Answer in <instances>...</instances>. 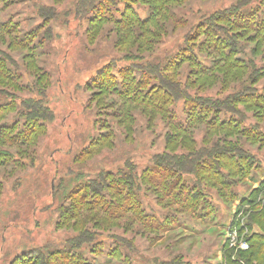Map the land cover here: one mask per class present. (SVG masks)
Returning <instances> with one entry per match:
<instances>
[{
	"label": "rangeland",
	"instance_id": "rangeland-1",
	"mask_svg": "<svg viewBox=\"0 0 264 264\" xmlns=\"http://www.w3.org/2000/svg\"><path fill=\"white\" fill-rule=\"evenodd\" d=\"M239 2L243 4L241 23L232 30L221 24L225 33L218 35L230 40L226 33L236 34L232 59L237 63L243 62L245 67L252 59L256 67L264 68V0H185L174 8V20L171 17L165 22L159 42L149 53L136 46L127 53L125 38L117 36L118 22L123 23L127 13L134 10L141 19L149 15L150 6L143 0H0V129L12 130L16 143L10 149L12 157L18 148H25L22 157L27 159V166L14 172L0 166V264H19L40 250L45 252V247H62L76 234L68 224L56 227L64 217L62 211L72 207L65 192L87 185L103 173L117 182L125 173L140 175L151 168L153 156L167 151L165 134L171 127L166 123L171 113L175 122L191 124L188 132L193 142L183 147L173 137L172 153L214 147L216 154L200 161L201 168L207 164L213 169L217 154L225 157L222 159L233 158L239 168V155H248L242 164L244 174H233L235 169L230 170L222 159L217 161V177L231 184L227 188L212 184L211 179L200 181V170L196 178L194 173L178 174L186 192L199 195L197 203L184 207L186 210L169 206L168 198L162 197L163 189L154 191L143 185L134 191L144 214L155 217L153 225L168 224L169 229L151 230L148 223L125 221V232L124 228L103 232L93 245L82 249L84 257L91 264H163L175 256L182 264H223L222 247L229 245L232 231H236L238 244H248L243 239L247 229L239 238L234 223L243 220V200L264 181V111L257 107L247 110L241 104H236L240 114L207 108V118L200 123L199 108L190 109L192 103L189 106L180 99L169 103L167 119L157 116L149 125L145 116L134 112L129 116L132 121H125V90L147 75L145 64L177 62L188 33ZM246 21L251 29L243 28ZM8 27L10 37L4 31ZM213 39L200 35L191 49L194 59L210 70L219 61L212 52ZM186 69L185 64L182 71ZM6 75L14 86L6 84ZM218 77L198 91L189 90L190 95L220 103L229 93L240 91L245 80L223 82ZM154 82L153 75H148L139 91L147 92ZM256 87L258 91L264 88V77ZM28 101L37 104L41 115L49 111V116L34 117V110L24 105ZM213 121L228 129L210 128ZM30 129L34 131L30 133ZM95 245L98 250L91 251ZM232 247L247 250L249 245L247 249Z\"/></svg>",
	"mask_w": 264,
	"mask_h": 264
},
{
	"label": "trees",
	"instance_id": "trees-1",
	"mask_svg": "<svg viewBox=\"0 0 264 264\" xmlns=\"http://www.w3.org/2000/svg\"><path fill=\"white\" fill-rule=\"evenodd\" d=\"M183 1L185 0H143L144 3L150 6L149 15L146 18L141 19L134 10L127 13L125 21L123 23L118 22L120 28L117 29L119 39L125 38L126 52L131 53L132 48L136 46L138 50L149 53L159 42V37L165 29L163 28L165 22L171 17L174 20V8L180 6ZM241 5L243 4L239 2L219 11L215 15L210 16V18L203 20V24L201 26L198 25L194 33H188L185 37L186 45L183 54L177 62L170 64H167L168 62L163 64L160 62H147L145 64L147 67L145 74L147 75H144L136 83L135 87L125 90V121L131 122L132 120L129 116H131V113L134 114V112L139 113L143 117L145 116L147 119L146 123L149 125L156 120L157 116L160 120L167 119L165 113L168 111L169 103L180 99L184 100L189 106L192 103V108L190 109L199 108L198 122L200 123L207 118L204 111L207 108L217 110V112L229 111L240 114V111L236 109V104H241L247 110L251 107H257L264 111V88L258 91L256 87V84L264 77V68L256 67L252 59H248L246 63L248 65L245 67L243 62L237 63L232 59L235 51L236 37L233 35L235 33L231 35L226 33V38L229 37L230 40H225L218 35V32L225 33L221 24L227 25L231 30L239 26L240 20L244 16L240 8ZM248 22L246 21V25L243 26L247 30L252 28V25ZM4 31L10 37L9 32L11 30L9 27ZM200 35L206 38L214 36L212 52L215 53V56H218L219 61L214 60L212 70L197 62L191 52L195 41ZM118 43L122 45V41ZM226 48L230 50L227 54L225 53ZM252 52L255 51L252 50ZM185 64L187 69L182 71V66ZM150 74L153 75L156 82H154L152 89L143 93L139 90L146 84ZM219 75L223 82L228 79L242 81L245 78L241 85V90L229 93L220 103L219 101H207L202 95H197L196 97L190 95L189 90L195 88L198 91L204 88L208 82H217L220 79ZM5 78L7 85H13L8 75ZM102 91L104 92L106 89L103 88ZM156 91L163 92L167 97H161ZM99 94L101 95L102 93L99 92ZM24 105L34 110V117L45 118L49 116V111L41 115L39 109H36L38 108L37 104L33 105L32 101L25 102ZM27 110L30 111V109ZM176 121L173 113H171L169 121L166 123V126L171 127L168 133L165 134L167 151L153 156L151 168L145 169L140 175L125 173L122 176L123 179L117 182L109 181L110 174L103 173L98 175V179L91 180L87 185H80L77 189L65 192L66 199L72 200V207L64 208L65 211H62L64 217L56 222V227L61 229L68 224V228H71L76 234L67 238L62 247L54 249L45 247V252L40 250L29 260H20L19 264H91L84 257L82 249L87 245H93L95 243L94 240L103 232L110 231V229L124 228L125 232V221L128 222L129 220L144 224L148 223V227L151 230L169 229L168 224H166L168 228L165 225H153L156 220L155 217L144 214L141 200L134 191L140 189L143 185L153 188L154 191L160 188L163 189L162 197L168 198L169 203L167 204L169 206L175 205L181 210H186L185 208L190 207L189 204L191 207L194 206L199 195L198 193L193 195L187 193L185 183L180 181L181 176L179 175L194 173L196 178L198 170H200L203 174L200 181L207 182L211 179L213 181L212 184L220 185L222 188L231 186V184L217 177L219 174L218 168L220 167V163L217 161L225 157H221L218 154L215 156L217 158L212 162L215 165V169L207 164H203L205 166L203 168L200 167L202 163L200 161L203 157H211V154L215 153L214 147L213 150L201 148L198 152L188 149L186 154L181 155L171 152L175 139H180L183 147L193 143L188 132L191 129V124L183 125L180 120ZM221 125L213 121L208 126L217 130L220 128L228 129V127ZM33 131L32 129L29 130L30 133ZM11 134L12 130L8 128L0 129V166L10 169V172H14L26 167L27 159L22 157L26 152L25 148H18L16 157H12L10 149L16 148V143ZM2 147L3 149H1ZM85 154L87 155L89 152ZM242 156L239 155L241 168L238 167V163H236L238 166H235L233 158L229 160L222 159V161L227 163L226 166L230 170L232 169L233 171L235 169L233 174H238L240 171L244 174L242 164L248 160L247 157L249 156ZM246 165L248 164L246 163ZM197 184L199 185L200 182L198 181ZM188 198L190 199L188 200ZM243 204L247 206L242 209L243 220L237 219L234 225L238 231L239 238H241L245 228L247 229L248 232L244 233L243 239L248 242L249 248L247 250H239L232 246L229 247L228 243H225L222 247L225 259L223 264H264V181L259 187L252 190L251 195L243 200ZM70 220H74V222L71 224L69 223ZM169 222H171V219ZM111 234L115 237H121L115 233ZM97 250L96 245L91 247V251L96 252ZM163 264H182V262L180 257L175 256Z\"/></svg>",
	"mask_w": 264,
	"mask_h": 264
},
{
	"label": "built area",
	"instance_id": "built-area-1",
	"mask_svg": "<svg viewBox=\"0 0 264 264\" xmlns=\"http://www.w3.org/2000/svg\"><path fill=\"white\" fill-rule=\"evenodd\" d=\"M228 242H229L230 246H235L236 248H240V249H247L248 248V244L246 242H240L238 244L236 231H232L228 235Z\"/></svg>",
	"mask_w": 264,
	"mask_h": 264
}]
</instances>
